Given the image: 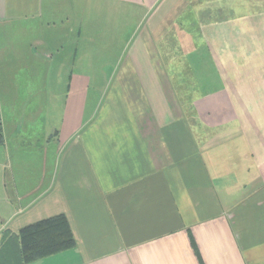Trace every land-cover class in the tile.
I'll return each mask as SVG.
<instances>
[{"label": "crops", "instance_id": "1", "mask_svg": "<svg viewBox=\"0 0 264 264\" xmlns=\"http://www.w3.org/2000/svg\"><path fill=\"white\" fill-rule=\"evenodd\" d=\"M0 134V264H264V0H0Z\"/></svg>", "mask_w": 264, "mask_h": 264}, {"label": "trees", "instance_id": "2", "mask_svg": "<svg viewBox=\"0 0 264 264\" xmlns=\"http://www.w3.org/2000/svg\"><path fill=\"white\" fill-rule=\"evenodd\" d=\"M3 142L0 134V144ZM22 261L29 263L74 246L70 225L64 217L39 222L22 232Z\"/></svg>", "mask_w": 264, "mask_h": 264}, {"label": "rangeland", "instance_id": "3", "mask_svg": "<svg viewBox=\"0 0 264 264\" xmlns=\"http://www.w3.org/2000/svg\"><path fill=\"white\" fill-rule=\"evenodd\" d=\"M116 21H117V20L112 19L111 22H109L108 20H107L106 22H104V20L101 19V20L96 24V26L101 27V28H104V29H107V30H106L104 36H100V37H104V39H105L106 41H108L107 39H109V38L111 37V35L114 33V31L116 30V28H115L116 26L114 25V23H115ZM92 22H93V20H92ZM123 33H125V32H123ZM118 35H119V34H118ZM119 36H121V40L117 41L116 45L113 46V51H112V53H114V54L118 53V50L120 49V47L123 46V43H124V41H125V40L122 41V39L125 38V35H124V34H120ZM112 37H115V34L112 35ZM113 44H114V43H113Z\"/></svg>", "mask_w": 264, "mask_h": 264}]
</instances>
